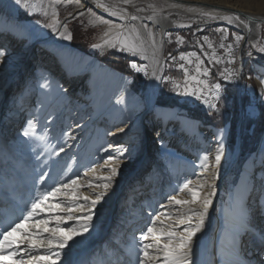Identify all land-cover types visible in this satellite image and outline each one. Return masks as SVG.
Here are the masks:
<instances>
[{
	"label": "bare ground",
	"instance_id": "obj_1",
	"mask_svg": "<svg viewBox=\"0 0 264 264\" xmlns=\"http://www.w3.org/2000/svg\"><path fill=\"white\" fill-rule=\"evenodd\" d=\"M160 1L162 6L150 5L134 13L130 6L135 0H100L117 12L114 16L97 7L96 0H27L28 8L0 0V50L7 53L0 59V98L25 79L11 110L0 101V241L9 225H21L0 247V264H140L141 258L147 259L145 244L151 245L148 255L156 258L149 264H163V245L170 243L167 233H173L172 244L179 242L192 215L187 209L199 207L210 190L201 187L206 184L215 185V194L203 228L191 241L189 264H264V143L219 205L223 178L239 153V143L235 152L229 150L228 127L217 129L179 116L175 109L144 104L130 89V78L72 48L70 40L61 36L69 32L59 22L54 24L50 47L41 23L20 22L16 17L20 9L40 10L57 21L58 6L72 3L76 7L72 17L87 14L107 34L119 32L124 45L146 49L161 65L164 34L186 25L175 21L174 15L216 17L228 23L219 18L238 13L240 20L233 17L229 24L253 30L255 37L264 22V0ZM144 12L150 13L151 22L143 18ZM255 70L264 91V69ZM157 77H151L150 88ZM120 128L125 131L118 133ZM25 131L30 134L24 135ZM35 136L51 143L52 148L43 145L45 153L54 151L50 162L35 150ZM220 144L224 146L221 165L214 178L212 166ZM117 146L128 149L122 159L116 158ZM111 167H118V175L95 206L89 230L65 248L56 240L49 243L53 235H69V228L79 230L78 218L91 207L93 193L104 191L103 178L111 174ZM41 176L49 183L47 193L54 187L60 192L40 203L24 221ZM170 197L188 203L175 204ZM69 214L74 219H68ZM149 226L153 232L141 239Z\"/></svg>",
	"mask_w": 264,
	"mask_h": 264
},
{
	"label": "rangeland",
	"instance_id": "obj_2",
	"mask_svg": "<svg viewBox=\"0 0 264 264\" xmlns=\"http://www.w3.org/2000/svg\"><path fill=\"white\" fill-rule=\"evenodd\" d=\"M150 5L159 7L162 6V3L160 0H135L130 9L137 13L140 8L148 9ZM74 6L75 4L72 3H61L58 6L57 21L41 13L40 10L31 13L28 10L20 9L16 17L20 22L36 21L41 23L47 30L48 35L44 38V42L47 44L51 42L54 34L52 28L47 27L49 24L54 26L56 22H59L75 38H78L80 32L82 34L87 31L89 34L86 45L89 44V46L86 51L74 47L72 39H70V46L93 57L92 59L103 64L110 71L130 78V89L144 100V104H152L155 109H175L179 116L212 125L217 129L228 127L229 150L232 153L235 152L237 138H239V153L233 159L231 168L223 178V188L218 200V204L223 205L227 191L233 190L237 185L245 165L261 150L259 146L264 143V98L261 97L262 91L257 84L255 70L256 66L264 69V53L258 51L260 47H264V22L259 26L258 36L255 37L253 30L243 29L219 20L190 19L183 14L174 15L175 21L186 25L164 34L161 65L160 60L153 59L154 55L146 53L144 48L135 51V53L123 50L127 46L122 43L121 36L118 35L119 32L112 30L110 34H107L109 32H106L107 30L101 25L92 23L87 14L72 17L76 10ZM141 15L147 21L148 17H151L147 12ZM149 21L151 22V20ZM237 36L241 37L239 42L236 41ZM82 37L85 39L86 35H82ZM178 38H182V41ZM186 40L193 45L188 51L183 50ZM93 44L101 46L94 48ZM48 45L52 47L51 44ZM109 45H115V47ZM171 45L178 52L174 56L165 54L166 49ZM111 50L128 60L129 71L139 74L140 82L136 81L134 76L117 70L104 61V58H108L105 55ZM159 66H161L160 70ZM169 70L181 71L182 79L174 80L168 77L166 73ZM206 71L207 75H205ZM222 73L223 75H221ZM229 74H231V79H225L224 77ZM157 76L160 79L157 80L155 87L150 88L151 77ZM24 83L23 77L18 80L16 89L10 91L11 93H8L3 100L1 96L0 101H2V105L7 106L6 110H11L14 94L21 90ZM216 83L221 84L225 90L218 102V111H210L202 100L197 99L196 96L185 94V89H188L189 92L196 91L198 94L203 92L204 96L208 98V102L213 103L215 100L210 93L213 91L212 85ZM161 88L164 95L187 103L189 109L180 106H161L157 101ZM13 132L14 130L9 134L13 136ZM33 140L35 150L41 152L40 158L45 162H50L54 151L45 153L43 145L52 148L51 143L47 144L41 136H35ZM262 152H264V148L261 150ZM51 182L57 185V180ZM37 185L38 192L35 194L34 202L41 197V194L46 195L49 187V183L41 179ZM30 208L31 206L29 210ZM124 250L126 249L124 248Z\"/></svg>",
	"mask_w": 264,
	"mask_h": 264
},
{
	"label": "snow or ice",
	"instance_id": "obj_3",
	"mask_svg": "<svg viewBox=\"0 0 264 264\" xmlns=\"http://www.w3.org/2000/svg\"><path fill=\"white\" fill-rule=\"evenodd\" d=\"M125 2H127V0H125ZM13 3L16 6H23L24 8L29 7L27 0H13ZM96 3H97V7L103 9L104 11H110L109 8L104 3L100 2V0H96ZM110 15L115 16V15H117V12L114 10L110 11ZM233 17L236 20H240V16L238 13H233V16L220 17L219 19L227 20L228 23H233ZM151 18L152 17H149V19H151ZM212 18L216 19V17H212ZM121 19H126V17L121 16ZM132 19L135 20L136 17H132ZM47 27L52 28V31H56V28L52 24L47 25ZM61 36L64 39H68V40L72 39V35L70 33L68 35H64L63 33H61ZM178 39L182 41V38H178ZM240 39H241V37H239V36L236 37L237 42H239ZM105 43H107V42H105ZM100 46L101 45H97V44L92 45V47H94V48L100 47ZM109 46L113 47V48L115 47V45H109ZM123 50L131 51L133 53H135V51H136L134 45L133 46H127ZM258 51L261 53H264V47H260L258 49ZM6 55H7L6 51L0 50V59L5 57ZM207 74H208V72L206 71L205 75H207ZM221 75H223V73ZM224 78L225 79H231V74H229L228 76H225ZM157 79H160V77H157ZM261 85L264 86V80H261ZM212 89H213V91L210 93V95L215 100V102H213V103L208 102V98L204 96L203 92H200L198 94L196 91L189 92L188 89H185V94L196 96L197 99L202 100V102L205 104L206 108H208L210 111H218L219 110L218 102L222 98V94L224 93L225 90L222 88L221 84H219V83L212 85ZM261 97L264 98V91L261 92ZM250 107H251V105H250ZM124 131H125L124 128H120L117 130L118 133H123ZM29 134L30 133L28 131L24 132V135H26V136ZM216 139H217V142H219L220 137H217ZM110 147H112V146H110ZM223 147H224L223 144H220L219 147H217V149H216L215 163L212 166L214 178L218 177V175H219L221 158H222V153H223ZM60 151H63V149H61ZM127 151H128V149L121 148L120 146H117V152L119 153V155L116 158L122 159L125 156V154L127 153ZM109 159H113V157H109ZM202 159L204 161H207L209 159V157H208V155H204L202 157ZM202 168L204 170H207L209 168V165L207 163H204L202 165ZM118 171H119L118 167H111V174L109 176L103 178L104 180L107 181V183H105L103 185L104 191L99 192V193H95V192L93 193L95 195V199L90 201L91 207L88 208V210L85 214H83L82 219L78 218V220H77L79 230H77V227L69 228L68 229L69 235L63 236V237L53 235L52 237H50L49 243H51L52 240H56L58 242L60 248H65L66 246L69 245V241L74 240L76 236L83 235V233H85L89 230L90 222L93 220V214H94L93 210L95 209V206L97 205V203L99 201H101L107 195L108 191L111 189L113 181H114L115 177L118 175ZM40 179L44 180V177L41 176ZM72 184L75 185L76 181L73 180ZM183 187H185V188L188 187V184L185 183V185ZM201 187H207L210 190L205 193L204 197L199 202L198 208L187 209V212L191 213L192 215L187 217V226H185L183 228V234L178 237L179 242L172 244L171 241L173 238V233L172 232L167 233L169 240H170V243L163 245V249H164L163 264H189V259H190V255H191V241H192L193 237L203 228L208 209L212 204V197L215 194V185L214 184H206V185H202ZM59 192H60V187H54L46 195L41 194V197L39 199H36L35 202L32 203L31 210H29L27 215H25L23 217V220L26 221L30 217H32L35 213V210L37 209V207L40 203H43L44 200H47L49 196L55 197L57 195V193H59ZM192 196H193L192 202L195 203L196 202V193L193 192ZM83 199H84V201H89L88 196H84ZM169 199H170V201L174 202L175 204L188 203V201L177 200L175 197H170ZM161 207H164V206L162 205ZM68 219L71 220V219H74V217L71 214H69ZM152 220H153V224H154L156 222V218L153 217ZM8 227H9V230L4 231V233H3L4 240L0 241V247L3 246L5 241H7L11 232L19 230L21 225L19 223H16L14 225H9ZM53 231L55 232L56 230L54 229ZM152 232H153V228L151 226H149L147 228V232H145L142 235L141 239H146L148 234H150ZM149 247H151V245H149V244L144 245V248H143L144 256L147 257V259L141 258L140 264H149V261L156 259L155 257H150L148 255ZM56 255L58 256L59 254L57 253ZM20 264H30V262L29 261H22V262H20Z\"/></svg>",
	"mask_w": 264,
	"mask_h": 264
},
{
	"label": "trees",
	"instance_id": "obj_4",
	"mask_svg": "<svg viewBox=\"0 0 264 264\" xmlns=\"http://www.w3.org/2000/svg\"><path fill=\"white\" fill-rule=\"evenodd\" d=\"M89 33L86 32H80V35H78V38L72 37V45L82 51H86V49L88 48L89 44L86 45V40H88V35ZM82 35H86L85 39H83ZM87 38V39H86ZM187 41V40H186ZM183 50L188 51L190 49V47H193L192 44H190L189 41L186 42V44L183 45ZM174 46L171 45L169 46L166 51L165 54L166 55H175L177 52L176 48H173ZM185 51V52H186ZM108 57L107 59L104 58V61L111 65L112 67H114L117 70L120 71H124L125 73H128L129 75L134 76V78L136 79V81H141L140 78L141 76L139 74H133L131 71H129L128 69V60L126 58H124L121 55L115 54L114 50L109 51L105 57ZM137 62V61H136ZM168 75V77H171L174 80H180L182 79V74L181 71H177V70H169L168 73H166ZM157 101L160 102L161 106H165V107H174V106H180L181 108L184 109H189L187 106V103L184 102H179L177 101V99L170 97L168 98V96L163 94V90L161 88L159 95H158V99ZM158 103V102H157ZM205 120V119H204ZM204 122V121H203ZM208 124H212V123H208Z\"/></svg>",
	"mask_w": 264,
	"mask_h": 264
},
{
	"label": "water",
	"instance_id": "obj_5",
	"mask_svg": "<svg viewBox=\"0 0 264 264\" xmlns=\"http://www.w3.org/2000/svg\"><path fill=\"white\" fill-rule=\"evenodd\" d=\"M238 141H239V138H237V142H236V145H237Z\"/></svg>",
	"mask_w": 264,
	"mask_h": 264
}]
</instances>
